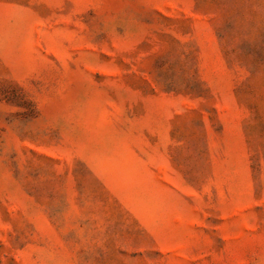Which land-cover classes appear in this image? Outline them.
Listing matches in <instances>:
<instances>
[{
	"label": "rangeland",
	"instance_id": "374dc122",
	"mask_svg": "<svg viewBox=\"0 0 264 264\" xmlns=\"http://www.w3.org/2000/svg\"><path fill=\"white\" fill-rule=\"evenodd\" d=\"M0 264H264V0H0Z\"/></svg>",
	"mask_w": 264,
	"mask_h": 264
}]
</instances>
